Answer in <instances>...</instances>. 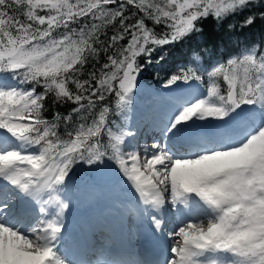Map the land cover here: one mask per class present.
Here are the masks:
<instances>
[{
  "label": "snow or ice",
  "instance_id": "6c2138e0",
  "mask_svg": "<svg viewBox=\"0 0 264 264\" xmlns=\"http://www.w3.org/2000/svg\"><path fill=\"white\" fill-rule=\"evenodd\" d=\"M236 19L264 23V0H0V264H141L68 258L79 169L85 189L110 169L129 191L162 245L150 264H264V38L164 67L168 46L207 50L205 29ZM160 72L205 86L129 149L134 97Z\"/></svg>",
  "mask_w": 264,
  "mask_h": 264
},
{
  "label": "trees",
  "instance_id": "16d2710c",
  "mask_svg": "<svg viewBox=\"0 0 264 264\" xmlns=\"http://www.w3.org/2000/svg\"><path fill=\"white\" fill-rule=\"evenodd\" d=\"M237 28L235 33L227 31H218L209 25L205 31L208 35L206 41L207 50L198 47L195 43L191 46L184 45L181 46H168L166 59L167 63L164 65L168 69L169 73L177 72L180 68L185 67L191 62V56L193 52H203L205 58L208 57L209 52L215 53L217 56L228 55L233 52L236 48L237 43L243 44L246 41H255L257 44L260 43L261 39L264 38V23L259 20L249 27L241 29L239 25L242 23V19H236L233 21ZM205 66L207 63L205 61ZM166 77L165 72H160L158 75H154L151 79H148L145 75V79L141 81V87L136 93L131 110L128 112V119L126 122L127 128H132L137 118L140 115L145 114L147 109H153L157 103L163 102L165 100V91L167 89L163 88V81ZM207 78L205 77V82ZM198 89H202L205 85L192 82ZM62 108L61 111H65ZM51 112L46 113L48 118H51ZM119 123L125 124L123 120L119 117H113ZM84 175V169H79L78 175L73 178L74 186L70 190H74L75 186L81 183V177Z\"/></svg>",
  "mask_w": 264,
  "mask_h": 264
},
{
  "label": "rangeland",
  "instance_id": "374dc122",
  "mask_svg": "<svg viewBox=\"0 0 264 264\" xmlns=\"http://www.w3.org/2000/svg\"><path fill=\"white\" fill-rule=\"evenodd\" d=\"M178 87H180V88L177 89V91L172 93V97L174 100L171 99V102L168 105L163 106L162 102L160 104L157 103L158 105L157 104L154 105V106L158 107L162 116L157 115V117H155L153 115V111L149 112V114L151 116H153V118H155L156 121H158V124H157L158 127L156 129H159L162 126L163 122H166L168 115L177 106H179L180 104L190 100L192 98L193 94L198 89V88L191 87L189 85H185V86L179 85ZM174 90H171V92ZM176 92H179V94H176ZM150 124H151V121L144 120V123L140 122L139 125L141 127L143 125L146 127H149ZM133 129L135 130V128H133ZM135 132H136V136L129 138L130 143H133V144L128 145L129 149L137 150V151H143L144 147L150 145L153 141H156V140H148L150 138L146 135L147 130H144L143 134H142V130H135ZM153 135H156V134H153ZM158 138H160V136ZM133 145H136V146H133ZM108 171H109V176L100 180L93 189H85L81 186V183H80L77 187L75 186L74 190L69 191L68 195L71 197V203H70V208L68 210V213L70 211L74 212L78 209H79L78 211H81L82 209H83V211H85L86 208H88L89 203L94 204L95 202H96L94 204L95 215H97V214L100 215V211L103 210L104 207L113 208L114 213H115V212H117L119 206L123 205L124 202H126V201L132 202V198H131L129 191L122 184H120L117 180H115V178L111 174L110 169ZM102 204L104 206H101ZM114 215H117V214L116 213L112 214V216L108 217V219H107L108 221L113 220L114 221L113 224L112 223L111 224L108 223V224L113 225L115 228H117L119 230V232H118V230L116 229L114 235H116V236L125 235V234H123V227H125V225H123V223L120 221L116 224L115 223L116 218L114 217ZM119 218H120V216H119ZM81 221H83V219H81ZM102 221L104 222L103 219L101 220V222ZM128 226H131V224H128ZM90 228H91V236L86 237V234H84V235L82 234V238H84L85 244L87 242V247H88V238L93 237L94 235H97V234L99 235V233H100V231H98V230H100L99 227H97L98 230H95V232L93 234H92V227L91 226L89 227L88 230H90ZM96 232H97V234H96ZM105 238H106V236L102 235L101 236V239H102L101 242H103L105 240ZM95 239L97 242L98 237H95ZM109 239H110V237H109ZM64 240H65V242L63 243V241H62V246H63V244L69 243L68 242L69 240H66V239H64ZM72 251L74 253H76V255L74 257H71L72 260L77 261L78 259L81 258V251L79 250L78 246L74 247V249ZM84 255L86 256V254H84V252H83V256ZM87 257H88V255H87ZM77 262H79V261H77Z\"/></svg>",
  "mask_w": 264,
  "mask_h": 264
},
{
  "label": "bare ground",
  "instance_id": "6f19581e",
  "mask_svg": "<svg viewBox=\"0 0 264 264\" xmlns=\"http://www.w3.org/2000/svg\"><path fill=\"white\" fill-rule=\"evenodd\" d=\"M179 88L180 87L176 88L174 91H172V93L177 91V89H179ZM172 93L170 94L171 99H173ZM176 94H179V92H176ZM157 127L158 126H155V127L150 126L147 129L149 138L153 137V134H152L153 132H155V131L159 132V129H156ZM133 146H136V145H133ZM94 204L89 203L88 208H86L85 211H83V209L81 211H78L79 210L78 209L74 212L70 211L69 213L68 212L66 213L65 223H66L67 231L69 234L65 235V239L69 240L68 242H70L71 238H73L72 239V243H73L76 235L81 236L78 239L79 242L81 239H83L82 234L83 235L86 234V237L91 236V230H88L89 227L90 226L92 227V234H93L95 232V230H98L97 227H99L100 229L102 228L101 220L104 219V220L108 221L107 220L108 217L112 216V214L114 213L113 208L104 207V209L100 211V215H98V214L95 215ZM131 209H132V203L131 202L126 201L123 203V205H120L118 210H117V213L120 216V218H119V216H117L118 220L120 222H122L123 225L128 226V224H131V220L136 219L140 223L144 222L143 229L140 232L148 231L149 227H148L147 222L143 218H139L137 213L132 211ZM81 219H83V221H81ZM116 220H117V218H116ZM72 224H76L77 227H75V229H74ZM97 232H96V234H97ZM101 236H102V233L100 232L99 235L97 234V235H94L93 237L88 238V247L89 248L87 247L86 251L84 252V254H86V256L85 255L83 256V252L81 251V258L78 259L77 261H79V262H81V261H96L98 259V251H99L100 246L102 244ZM114 236L116 238L114 240L117 243V247H115V248L113 247L112 252L116 254V260H127V261L132 260V261L141 262V264H149V263H145L144 260L140 256H133L129 253L128 246L125 245V235H121V236L114 235ZM95 237H98L97 242H96ZM64 242H65V240L63 241V243ZM80 246H81V242H80ZM79 250H81V248H79ZM87 255H88V257H87ZM68 258L72 259L70 256H68Z\"/></svg>",
  "mask_w": 264,
  "mask_h": 264
}]
</instances>
